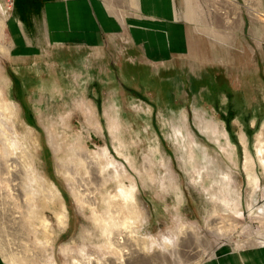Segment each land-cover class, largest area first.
<instances>
[{
  "label": "rangeland",
  "instance_id": "374dc122",
  "mask_svg": "<svg viewBox=\"0 0 264 264\" xmlns=\"http://www.w3.org/2000/svg\"><path fill=\"white\" fill-rule=\"evenodd\" d=\"M118 1L126 8L112 11L129 25L108 32L98 26L96 46L24 51L8 29L16 5L0 0L7 17L0 89L17 107L9 118L0 108V264H21L12 251L26 264H45L39 241L46 239L53 264H264V165L257 153L264 20L249 9L264 13V0H235L239 8L227 0L171 1V32L154 26L159 0H142L146 13L139 17L131 7L140 4ZM127 13L148 23L123 18ZM218 31L225 40L214 37ZM208 123L223 134L204 129ZM177 129L185 138L177 139ZM51 132L63 146L59 154ZM80 154L90 155L86 164ZM7 164L17 173L13 184ZM46 179L67 209L64 227L55 213L60 205L38 191ZM119 185L135 187L141 217L133 209L115 212L130 226L106 235ZM75 187L91 202L77 199ZM27 193L49 234L28 218Z\"/></svg>",
  "mask_w": 264,
  "mask_h": 264
},
{
  "label": "crops",
  "instance_id": "0c3cea01",
  "mask_svg": "<svg viewBox=\"0 0 264 264\" xmlns=\"http://www.w3.org/2000/svg\"><path fill=\"white\" fill-rule=\"evenodd\" d=\"M16 1L15 11L8 16L10 19L8 29L12 40L15 44H18V49H24V51L45 50L57 45L96 46L98 44V26L105 28V31L108 32L112 28L124 24L120 20L122 18L121 14L119 18L118 14L112 11V9L121 10L120 7L122 5L118 0ZM116 1L119 3L117 8H115ZM171 1H174L173 3L175 4V0H168L167 5L166 0L165 2L164 0H159L160 7H153L155 10L160 9L156 17L161 18L158 19L159 21L155 18V27L167 28L170 32L177 25L176 21L173 20L171 22L168 19V16L173 17L172 14L176 12ZM135 2L140 4V6H138V9H136L137 5L136 7L132 6L131 10L136 12V16L141 12L145 14L146 11L142 0H134L133 3ZM122 8L125 9L126 6ZM136 16L127 13L123 18L131 17L132 21L136 20L141 25L148 23V20H145L143 16H140V18L144 22L136 19ZM160 20L166 21L162 23ZM124 25H129L128 20ZM40 37L41 39H39Z\"/></svg>",
  "mask_w": 264,
  "mask_h": 264
},
{
  "label": "bare ground",
  "instance_id": "6f19581e",
  "mask_svg": "<svg viewBox=\"0 0 264 264\" xmlns=\"http://www.w3.org/2000/svg\"><path fill=\"white\" fill-rule=\"evenodd\" d=\"M227 1H229V3H231L232 5H235V6H237L239 8V4H237L235 2V0H227ZM251 1H253V0H250V2ZM249 9H250L251 14L254 17H259V18H261V20L262 19L264 20V13L258 11L256 9V7H254L252 5L251 7H249ZM154 26H155V24H154ZM6 30H7V17L0 16V40H1V42L3 40L5 41V39H6V37H5L6 36V33H7ZM218 32H220V31H218ZM218 32H216V34H215L214 37L219 38V40H225L226 39V35L223 34V33H221V32L220 33H218ZM5 46L6 45H4L2 43L1 44V49L2 50H5ZM0 74H1V69H0ZM2 91L3 90L0 89V108L3 110L4 113H6V115H8V118H9V116L11 114L12 115L14 114L15 109H17V107H16V105L11 104L6 98H4V94H2ZM89 113H91V111H89ZM115 117H114V119H112V117L110 119V122H111V127L110 128L112 129L113 132L116 130V126H117V124L115 123ZM209 123L206 126V128H204V129L211 130V131H217L220 135L223 134V133H221L222 131L221 132L218 131L217 129H215V127H212V125H209ZM118 128H119V126H118ZM185 128H186V126H185ZM119 130H120V128H119ZM176 131H177V134H178L176 136L177 139H179V137L181 136V135L179 136V134H182V136H184L183 131H181L180 129H177ZM51 134H52V145L54 146V150H55L56 154H59L61 152L63 146L58 141L59 140V137H57L52 132H51ZM182 136L180 137L181 139H182ZM183 138H185V136ZM218 138H220V137H218ZM8 141H7V145H8ZM178 141H180V140H178ZM226 142H227V140H226ZM1 144H2L3 149H5L7 147V145L5 147V144L3 142ZM224 146H225V144H224ZM224 146H223V148L226 149L227 146L226 147H224ZM5 150H6V154L10 152V149L9 148H6ZM257 153L259 155L260 161L264 165V137L259 139V142H258V145H257ZM29 154H30V152H29ZM31 155H32V153L30 154V156L27 155L28 158H29L27 164H28V167H29L30 171H32V170L34 171L35 170L34 159H32ZM79 156H80L82 162H84L85 164L88 162L89 157H90L89 154H80ZM6 160H8V159L6 158ZM112 161H113V159H112ZM7 163H9V162H7ZM6 174L9 175V177H8L9 181L8 182H10L11 184H13V181H14L15 177L17 176V173H16V171L14 169L11 168V165H8L7 164V173ZM10 176H11V179H10ZM103 177H104L103 178L104 180H107V175L106 174L103 175ZM108 177H109V179H110V177L115 179V178L118 177V175L108 174ZM43 180H44V178H43ZM43 180H41L40 183H38L39 185L37 184L38 185L37 186L38 191L43 193V197L45 198L44 200L47 201V202H49V204L52 203V202H54V203H58L60 205V207L58 209L56 208L57 211L55 213H56V217H57V221H58L59 227H64V226L67 225V222H68V212H67V209L65 207V204H64V202L62 200V197H61V195L59 193V190L57 189V187L55 185H53L52 182L48 181L47 179L45 180V182ZM1 181L4 182L3 180H1ZM119 187H120L119 194L117 196H113L112 199L109 202V205H108L111 208L110 215H109V218L111 220L104 221L103 222L104 223V231H105V234L106 235H108V233L111 234V232L113 231L114 226H117V225H127L126 228H129V226H130L128 224L127 220H125V221L123 220V221H120V222L116 221V219H115L116 216H114L115 212L120 213L123 210H130L131 211L133 209V212L132 213L135 216V218L136 219H140V217H141L140 216L139 209L135 206V187L134 186H132V187H125V186H120V185H119ZM11 191H14V195L16 197H21V195H22L21 194L22 192H15L16 190H13V189ZM29 192H33V190L32 191H29ZM73 192H75V196L77 197V199L82 200L84 203H90L91 202V198L89 196H87L86 198L83 197L82 191L81 190H78L76 187L73 188ZM11 193H13V192H11ZM28 194L29 193L26 194L27 199H25V201L28 202V210H29L28 218L31 219V220H34V222L35 221H38L39 223L37 225L41 226L42 229L46 232V234H49L50 233V224H48L46 222V220L42 217V215L40 214V211L39 210H36L35 207L29 202V200L31 201V200H33V198L30 197L28 199ZM121 202H123V207H122V205L119 204ZM30 204L32 205V207H31ZM115 204H119V207L116 210H114V205ZM33 215H34V217H33ZM100 218H101V220L102 219H105V217H103V216H100ZM181 226H182V228L186 227L183 224ZM35 228L36 227L34 226V229ZM109 237L111 239V236H109ZM0 238H1V236H0ZM127 240H128V238L126 237V239H125L126 243H127ZM125 241H119L118 242V240L116 239V244H117L116 246L118 248L122 247L121 244H124ZM1 242H2V240H1ZM110 242L113 245V239H111ZM39 243L42 244V246L44 247V250L47 251V255H45V258L46 259L44 260L45 264H53L52 254L49 253L50 255H48V251L50 249V245H49L50 241L48 239H46L44 241H39ZM17 250H19V249H17ZM12 253H13V255H15V258L21 264L28 263L27 262L28 261L27 260L28 258L26 259L25 255H21L20 253H15L13 251H12ZM203 264H208V263H203Z\"/></svg>",
  "mask_w": 264,
  "mask_h": 264
},
{
  "label": "built area",
  "instance_id": "2783aa9c",
  "mask_svg": "<svg viewBox=\"0 0 264 264\" xmlns=\"http://www.w3.org/2000/svg\"><path fill=\"white\" fill-rule=\"evenodd\" d=\"M8 8H13L15 4V0H6Z\"/></svg>",
  "mask_w": 264,
  "mask_h": 264
}]
</instances>
